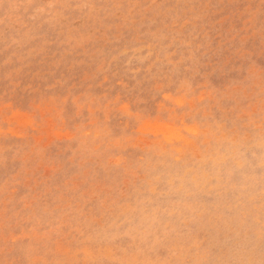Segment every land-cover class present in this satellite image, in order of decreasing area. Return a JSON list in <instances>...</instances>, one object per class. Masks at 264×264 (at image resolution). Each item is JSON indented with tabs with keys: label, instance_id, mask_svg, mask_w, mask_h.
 Masks as SVG:
<instances>
[{
	"label": "rangeland",
	"instance_id": "rangeland-1",
	"mask_svg": "<svg viewBox=\"0 0 264 264\" xmlns=\"http://www.w3.org/2000/svg\"><path fill=\"white\" fill-rule=\"evenodd\" d=\"M0 264H264V0H0Z\"/></svg>",
	"mask_w": 264,
	"mask_h": 264
},
{
	"label": "bare ground",
	"instance_id": "bare-ground-1",
	"mask_svg": "<svg viewBox=\"0 0 264 264\" xmlns=\"http://www.w3.org/2000/svg\"><path fill=\"white\" fill-rule=\"evenodd\" d=\"M231 208H232V207H231ZM231 208H230V209H231ZM247 227H248V226H247ZM253 229H254V228H253ZM259 236H260V235H259Z\"/></svg>",
	"mask_w": 264,
	"mask_h": 264
}]
</instances>
